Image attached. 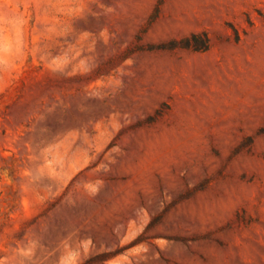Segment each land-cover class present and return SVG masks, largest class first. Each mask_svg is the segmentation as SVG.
Segmentation results:
<instances>
[{"label": "rangeland", "instance_id": "obj_1", "mask_svg": "<svg viewBox=\"0 0 264 264\" xmlns=\"http://www.w3.org/2000/svg\"><path fill=\"white\" fill-rule=\"evenodd\" d=\"M160 3L0 0V264H264V0Z\"/></svg>", "mask_w": 264, "mask_h": 264}, {"label": "trees", "instance_id": "obj_2", "mask_svg": "<svg viewBox=\"0 0 264 264\" xmlns=\"http://www.w3.org/2000/svg\"><path fill=\"white\" fill-rule=\"evenodd\" d=\"M164 0H161L163 3ZM160 3V4H161ZM159 12V7L157 9ZM211 40L207 32L193 33L191 36L186 37L180 41L173 40L168 44H162L158 49H175L177 47L190 48L196 51H206L210 48Z\"/></svg>", "mask_w": 264, "mask_h": 264}]
</instances>
